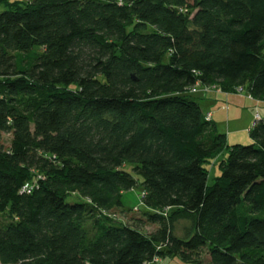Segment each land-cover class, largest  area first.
<instances>
[{
	"label": "trees",
	"instance_id": "trees-1",
	"mask_svg": "<svg viewBox=\"0 0 264 264\" xmlns=\"http://www.w3.org/2000/svg\"><path fill=\"white\" fill-rule=\"evenodd\" d=\"M1 8L0 264H264V119L229 145L193 97L264 103V0Z\"/></svg>",
	"mask_w": 264,
	"mask_h": 264
},
{
	"label": "crops",
	"instance_id": "crops-1",
	"mask_svg": "<svg viewBox=\"0 0 264 264\" xmlns=\"http://www.w3.org/2000/svg\"><path fill=\"white\" fill-rule=\"evenodd\" d=\"M193 97L198 101L204 115L210 116L217 132L226 135L229 145L246 143L240 142L243 140L250 141L248 132L253 126L255 116L264 119V114L259 113V108L264 103L251 101L244 93L238 95L211 91L206 94L199 91Z\"/></svg>",
	"mask_w": 264,
	"mask_h": 264
},
{
	"label": "rangeland",
	"instance_id": "rangeland-1",
	"mask_svg": "<svg viewBox=\"0 0 264 264\" xmlns=\"http://www.w3.org/2000/svg\"><path fill=\"white\" fill-rule=\"evenodd\" d=\"M10 1L11 2L12 1H20V2H23L24 0H10ZM3 10L4 9L1 8L0 9V13ZM214 88L217 90V91H214V92H217V93L218 92H221L222 93V91L219 88V86L218 87H214ZM241 93H243V92H241ZM259 113L260 114H264V105L260 106ZM8 140H9V137L8 136H2L1 137V143H3L5 146L8 145ZM240 140H242V139L240 138ZM231 142H232V140H230V143ZM240 142L241 143L246 142V143H243V144L244 145H250L249 140H247V141L246 140H243V141H240ZM222 159H226V156L222 157ZM217 165H218V163H216L215 168H213V172H211V174L209 175V178L207 179L209 186H211V184L214 182L215 178H217L216 177L218 175ZM135 178L137 180H139L138 177H135ZM139 191H140V187H137L136 189L133 190V192H130V193L125 194L124 201H125V205H126L127 208L132 209L135 205H138V195L140 193ZM78 201H79V198L71 197V196L67 199V203H71V204L72 203H77ZM138 210H139V208H138ZM140 213L141 212H139V211L138 212H129L127 214H125L123 212V215H122V214H119V211L112 210L110 212V216L112 215L113 217H115V221H118L120 223H123L124 222L125 224H127L128 222H130V220H134L135 218H140ZM154 229H155L154 227L146 226L145 228L142 229V231H143V233L146 234V233H151ZM177 234H179V231H177ZM198 259H199L200 264H209L210 263V259L208 258L205 250L199 254ZM159 263H161V264H186V263H184L182 261L180 262L177 259H171V258L170 259H166V260L164 259V261L163 260H159Z\"/></svg>",
	"mask_w": 264,
	"mask_h": 264
},
{
	"label": "built area",
	"instance_id": "built-area-1",
	"mask_svg": "<svg viewBox=\"0 0 264 264\" xmlns=\"http://www.w3.org/2000/svg\"><path fill=\"white\" fill-rule=\"evenodd\" d=\"M198 87H199V84L197 83L196 85H195V87H193V88H191L190 90V93H192V94H195L198 90ZM201 90H202V92H204V93H208V92H211V91H217L214 87H201ZM220 91V90H219ZM242 92V89L241 90H238V93H241ZM219 93V92H218ZM209 117V116H208ZM258 115H256L255 116V118H254V121L255 120H258ZM34 186V183H31V184H25L22 188V191L23 192H26V193H31V191H32V189L34 188L33 187Z\"/></svg>",
	"mask_w": 264,
	"mask_h": 264
}]
</instances>
